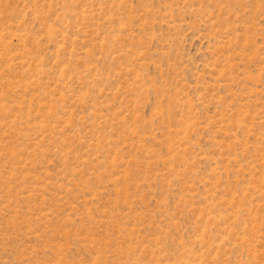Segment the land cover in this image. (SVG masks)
Returning <instances> with one entry per match:
<instances>
[{"label":"rangeland","instance_id":"1","mask_svg":"<svg viewBox=\"0 0 264 264\" xmlns=\"http://www.w3.org/2000/svg\"><path fill=\"white\" fill-rule=\"evenodd\" d=\"M0 264H264V0H0Z\"/></svg>","mask_w":264,"mask_h":264}]
</instances>
